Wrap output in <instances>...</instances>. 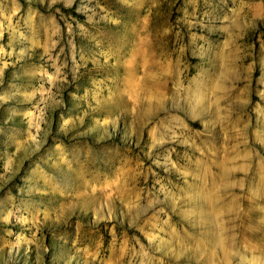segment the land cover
<instances>
[{
    "label": "rangeland",
    "instance_id": "1",
    "mask_svg": "<svg viewBox=\"0 0 264 264\" xmlns=\"http://www.w3.org/2000/svg\"><path fill=\"white\" fill-rule=\"evenodd\" d=\"M0 264H264V0H0Z\"/></svg>",
    "mask_w": 264,
    "mask_h": 264
}]
</instances>
